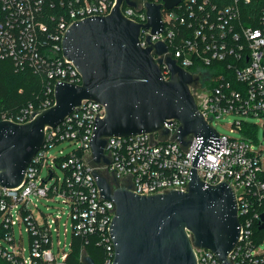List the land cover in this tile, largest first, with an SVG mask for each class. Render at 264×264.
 <instances>
[{"label": "built area", "instance_id": "obj_1", "mask_svg": "<svg viewBox=\"0 0 264 264\" xmlns=\"http://www.w3.org/2000/svg\"><path fill=\"white\" fill-rule=\"evenodd\" d=\"M116 1L0 0V57L11 58L15 70L31 69L47 81L36 103L28 102L14 110L0 109V120L27 122L37 110L54 103L56 82L80 83V74L62 53L65 31L73 22L109 14ZM131 1L135 5H120L121 13L139 24L147 22L146 3H162ZM161 20L162 29L156 34H151L150 28L140 29L141 45H147V36L151 42H163L166 51L154 57L169 56L192 75L189 88L204 119L216 130L214 123L233 115L230 130L241 136L216 130L212 145L193 166L202 138L189 134L181 144L175 138L179 122L173 119L164 123L167 133L157 130L106 137L104 155L109 162L95 163L90 140L94 122L103 116L104 107L97 101L83 100L62 121L45 128L44 141L29 161L20 184L11 188L0 185V236L9 243L0 244L4 264L53 263V225L63 214L72 220V234L94 238V243L104 249V264H112L110 224L115 205L101 195L94 171L114 179L113 186L150 195L186 191L193 167L202 182H226L233 189L239 233L228 255L230 261L264 264V251L258 246L263 237L257 241L255 233V229L264 231L257 228L264 211V144L259 146L257 140L261 128L264 141V5L255 8L253 0H179L169 9L161 8ZM160 67L168 78L165 63ZM63 142L74 147L67 152L61 148L49 159L47 151ZM43 168H47L44 177ZM42 198L60 200L67 212H42L43 222L39 223L30 208L37 207ZM22 221L29 232L28 255L14 239V226ZM70 250L71 245L67 252L62 248L59 264H66ZM193 250L196 264H222L207 248L193 246Z\"/></svg>", "mask_w": 264, "mask_h": 264}, {"label": "water", "instance_id": "obj_2", "mask_svg": "<svg viewBox=\"0 0 264 264\" xmlns=\"http://www.w3.org/2000/svg\"><path fill=\"white\" fill-rule=\"evenodd\" d=\"M117 0L109 14L73 22L65 31L62 53L80 74L79 84L56 82L54 103L37 110L31 120L15 123L0 120V185L15 187L23 179L29 161L44 141L45 128L55 126L83 100H94L104 114L94 122L90 140L92 160L106 163L104 146L108 136H128L161 130L165 122H179L175 138H202L193 166L205 148L212 145L216 130L198 110L189 84L192 75L174 59L155 58L166 51L161 42L142 46L141 28L151 34L161 31V8L169 9L179 0L146 3L147 22L136 23L121 13ZM165 63V78L160 64ZM101 195L115 205L110 224L114 247L112 264H196L194 247L212 251L220 263L228 258L239 233L237 204L233 189L226 182L206 184L191 169L186 191L170 190L155 194H136L127 187L112 185L106 176L94 171ZM257 228L264 230V211ZM188 232L190 236L188 235ZM86 264H95L84 255Z\"/></svg>", "mask_w": 264, "mask_h": 264}, {"label": "trees", "instance_id": "obj_3", "mask_svg": "<svg viewBox=\"0 0 264 264\" xmlns=\"http://www.w3.org/2000/svg\"><path fill=\"white\" fill-rule=\"evenodd\" d=\"M253 5L255 8L261 7L264 0H253ZM46 84V78L40 73L31 69L15 70L11 58L0 57V109L14 110L28 102L36 103L42 97ZM255 233L257 241L264 235V231L257 229ZM94 241V238L73 235L66 264H86L84 254L90 256L95 264H104V249ZM0 264H4L1 259Z\"/></svg>", "mask_w": 264, "mask_h": 264}, {"label": "rangeland", "instance_id": "obj_4", "mask_svg": "<svg viewBox=\"0 0 264 264\" xmlns=\"http://www.w3.org/2000/svg\"><path fill=\"white\" fill-rule=\"evenodd\" d=\"M234 118L235 117L233 115H226L223 118H220L213 125L216 128L217 132L239 138L241 135L238 131L230 130L232 128L230 126V123ZM250 120L255 123H258L257 119H250ZM262 136H263L262 129L259 128L257 130V140H258L259 146H262L264 144ZM258 145H255V149H257ZM72 147H74V144L69 145L67 142H63L55 147L50 148L46 154L49 156V159H51L52 156H56L59 154L58 153L59 149L62 148L64 152H67V151H70ZM262 165H263V171H264V154L262 155ZM46 171H47V168H43V170L41 171L42 177H44V175L46 174ZM57 172L59 175L62 174L60 169H57ZM47 207H49V209H47ZM30 209L32 210L34 217L39 223L43 222L42 212L53 211L54 214L57 212H62V211H64V213L67 212V209L63 205V203L57 199L55 200L50 199L46 201L44 198H42L38 202L37 207L32 205ZM71 224H72L71 218L67 219L66 215L63 214L61 215V218L59 219L58 223L53 225V228L55 230L52 231L51 250L56 259L51 264H59L62 262V259H61V255L63 254L62 248L64 252L69 251L71 242L73 240ZM65 228L67 229L66 234L64 233ZM56 229H58V235H57ZM13 233H14V239L16 242V246L23 247L25 249V254L28 255L30 240H29V232L27 230L26 224L23 221L20 222V224L16 223L13 229ZM58 242H60L59 245H58ZM63 243L65 244V246H63ZM0 244L9 245V243L5 241V239L1 236H0ZM258 246L260 250L264 251V235Z\"/></svg>", "mask_w": 264, "mask_h": 264}, {"label": "flooded vegetation", "instance_id": "obj_5", "mask_svg": "<svg viewBox=\"0 0 264 264\" xmlns=\"http://www.w3.org/2000/svg\"><path fill=\"white\" fill-rule=\"evenodd\" d=\"M107 178L109 179L110 183L116 184V181L114 179L110 178L108 175H107Z\"/></svg>", "mask_w": 264, "mask_h": 264}]
</instances>
